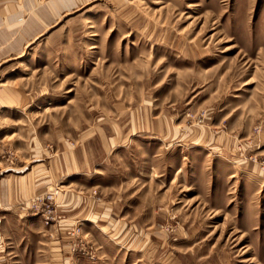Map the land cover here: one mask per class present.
Listing matches in <instances>:
<instances>
[{
  "label": "rangeland",
  "instance_id": "obj_1",
  "mask_svg": "<svg viewBox=\"0 0 264 264\" xmlns=\"http://www.w3.org/2000/svg\"><path fill=\"white\" fill-rule=\"evenodd\" d=\"M0 264H264V0H0Z\"/></svg>",
  "mask_w": 264,
  "mask_h": 264
}]
</instances>
